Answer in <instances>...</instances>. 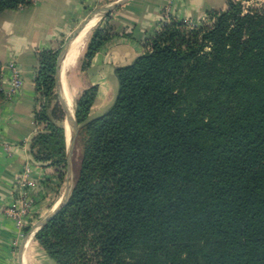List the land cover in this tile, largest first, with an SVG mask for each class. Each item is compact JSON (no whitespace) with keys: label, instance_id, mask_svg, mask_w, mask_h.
<instances>
[{"label":"trees","instance_id":"trees-1","mask_svg":"<svg viewBox=\"0 0 264 264\" xmlns=\"http://www.w3.org/2000/svg\"><path fill=\"white\" fill-rule=\"evenodd\" d=\"M243 1L227 0L196 27L165 21L116 67L103 114L89 116L95 85L77 97L72 190L34 235L55 264H264V21ZM32 3L0 0V12ZM116 36L94 28L82 70ZM59 50L37 55L30 152L63 177ZM1 80L0 62V100Z\"/></svg>","mask_w":264,"mask_h":264},{"label":"crops","instance_id":"crops-1","mask_svg":"<svg viewBox=\"0 0 264 264\" xmlns=\"http://www.w3.org/2000/svg\"><path fill=\"white\" fill-rule=\"evenodd\" d=\"M117 1L37 0L17 10L0 12L2 89L8 93L7 65L12 60L23 79L14 96L0 100V264H55L35 241V233L28 234L38 220L59 204L68 185L66 175L61 177L54 166L34 162L30 152L31 139L38 130L34 121L38 107L35 89L38 52L55 49L93 11ZM226 3L227 0H124L111 11L94 15L90 20L97 18V21L86 35L76 62L97 26L106 27L117 36L92 56L83 71L80 92L92 85L97 87L89 116L101 115L112 105L118 91L116 67L127 65L142 54L147 41L165 21L170 18L200 21L212 11L224 10ZM25 168H29L26 191L33 203L27 224L30 229L23 234L7 209L15 203L18 180Z\"/></svg>","mask_w":264,"mask_h":264},{"label":"water","instance_id":"water-1","mask_svg":"<svg viewBox=\"0 0 264 264\" xmlns=\"http://www.w3.org/2000/svg\"><path fill=\"white\" fill-rule=\"evenodd\" d=\"M124 0H119L111 5L102 6L93 11L83 23H81L70 35L69 37L64 41L62 47L59 50L57 59H56V67H55V93L57 94L58 100L60 102V105L62 106L64 112H65V122L68 124L69 127V138L67 143V153H66V177L68 181V185L66 187V190L64 192V195L62 197V200L59 202V204L54 207L45 217L38 220L34 226L29 230V235L34 234L40 227H42L46 222L49 221V219L55 215L58 210L68 201L72 186H73V180H72V156L73 151L75 149L76 145V137L78 133V125L76 122L75 114L73 110H70L67 100L64 97L62 93L63 83H62V65L64 58L66 56V53L68 51L70 43L74 40V38L78 35V33L84 28V26L87 24V22L96 14L98 13H107L111 11L114 7L122 3ZM76 62V61H75ZM72 65V67L75 65Z\"/></svg>","mask_w":264,"mask_h":264},{"label":"rangeland","instance_id":"rangeland-1","mask_svg":"<svg viewBox=\"0 0 264 264\" xmlns=\"http://www.w3.org/2000/svg\"><path fill=\"white\" fill-rule=\"evenodd\" d=\"M243 5V11L247 12L249 9H259L261 10V14H263V21H264V0H246L242 2ZM226 7H227V3H226ZM187 23L192 26V27H196L198 25H200L201 23L207 22L208 21V15H206V17H204V19L200 20V21H194V20H189L186 19ZM65 39H62L61 42L57 43L56 48H61L63 43H64ZM84 53H85V49L84 51L82 50L80 53V56L78 58V61L76 62V64L69 69V71H67V82L69 85V90H70V94H71V98H72V103H73V111H75V105L77 102V97L82 93V91L80 92L81 86H82V76H83V66H84ZM57 96V94H56ZM56 102L57 107L59 106L63 113H64V118H65V112L62 108V106L60 105V102L58 100V97L56 98V100H54V103ZM58 107V110H59ZM65 120L63 119V125H64V129H65V138H66V146L68 143V138L66 135V128H65ZM79 157H80V151L77 147H75L74 151H73V156H72V165H71V170H72V180H73V176L75 174V172L77 171V168L79 166ZM66 175V171L64 176ZM63 176V177H64ZM24 229V228H23ZM22 230V229H21ZM27 232H24L23 230V234H26Z\"/></svg>","mask_w":264,"mask_h":264},{"label":"built area","instance_id":"built-area-1","mask_svg":"<svg viewBox=\"0 0 264 264\" xmlns=\"http://www.w3.org/2000/svg\"><path fill=\"white\" fill-rule=\"evenodd\" d=\"M33 3L37 0H32ZM172 0H168L171 2ZM7 68L9 69V90L5 93V97L11 98L21 88L23 79L20 69L16 63L12 60L8 63ZM29 184V168H25L23 174L18 180V192L16 195L15 203L12 207L7 209L8 215L14 220L17 227L23 229L27 226L31 214V207L33 200L28 197L26 188Z\"/></svg>","mask_w":264,"mask_h":264},{"label":"bare ground","instance_id":"bare-ground-1","mask_svg":"<svg viewBox=\"0 0 264 264\" xmlns=\"http://www.w3.org/2000/svg\"><path fill=\"white\" fill-rule=\"evenodd\" d=\"M96 21H97V18L90 20L84 26V28L78 33V35L74 38V40L70 44L69 49L67 51V54H66L64 61H63V65H62V70H63L62 71V83H63L62 93L67 100V103H68L70 110H73V103H72V98H71V94H70V90H69V85L67 82L66 73H67V70L73 65L79 51L83 48L86 35L88 34L89 30L95 24ZM65 128H66V135L68 138L69 137V127H68L67 123L65 124ZM24 243H26V242H24Z\"/></svg>","mask_w":264,"mask_h":264}]
</instances>
